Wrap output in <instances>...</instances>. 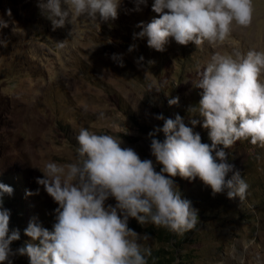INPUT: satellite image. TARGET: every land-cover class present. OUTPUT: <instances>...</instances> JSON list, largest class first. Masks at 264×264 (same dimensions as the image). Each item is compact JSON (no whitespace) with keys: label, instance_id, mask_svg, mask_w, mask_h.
Masks as SVG:
<instances>
[{"label":"rangeland","instance_id":"obj_1","mask_svg":"<svg viewBox=\"0 0 264 264\" xmlns=\"http://www.w3.org/2000/svg\"><path fill=\"white\" fill-rule=\"evenodd\" d=\"M0 179V264H264V0H0Z\"/></svg>","mask_w":264,"mask_h":264},{"label":"trees","instance_id":"obj_2","mask_svg":"<svg viewBox=\"0 0 264 264\" xmlns=\"http://www.w3.org/2000/svg\"><path fill=\"white\" fill-rule=\"evenodd\" d=\"M181 54H182V56H181ZM181 54H180V57L183 60L185 58L184 51H182ZM179 78L182 79V76H179ZM197 106H201V105H199V103H196L195 107H193L192 109L196 110L198 108ZM233 124L238 129H240L239 123L234 122ZM224 132H226V130L221 128L220 135L217 132L212 133V138L217 142V144H220V143L224 144L223 139L225 137H224V135H222V134H224ZM159 146L168 157V164H169L170 170L171 169L172 170L173 169H181V167H182V163H180L181 162V156H185V147H183L182 145H177L174 142L172 135L164 137V139L162 140V143ZM6 184H8V183H6V181L0 179V185L3 186ZM245 184L246 185L251 184V186H254L253 181H250V183H248V181L246 180ZM259 187H260L261 191H264L263 185H259ZM240 190H242V191L245 190V187L240 186ZM181 223H182V221H181L180 217L174 216L173 221L169 224V227L164 229V231H163L164 236L167 237V241H166L167 245L169 247L177 246L178 250L180 249V246H181L179 243L183 242V240H185V238L187 239V237H184L185 235H187L188 237L190 236L191 232H189L188 230L190 228H192L191 223L187 222L186 226H185L186 229H184L183 232L179 231L178 229H180L182 227ZM36 235L38 237H40L41 233H36ZM159 236L161 237L162 235L159 234ZM28 264H33V262L29 261ZM103 264H108V263H103ZM142 264H175L174 253L169 252L166 249H159L158 251H155L154 253L150 254L149 257L143 259Z\"/></svg>","mask_w":264,"mask_h":264},{"label":"built area","instance_id":"obj_3","mask_svg":"<svg viewBox=\"0 0 264 264\" xmlns=\"http://www.w3.org/2000/svg\"><path fill=\"white\" fill-rule=\"evenodd\" d=\"M111 178H113V175L112 176H110Z\"/></svg>","mask_w":264,"mask_h":264}]
</instances>
